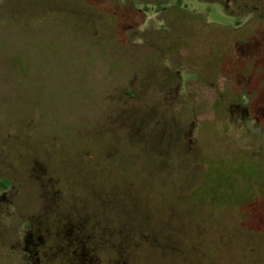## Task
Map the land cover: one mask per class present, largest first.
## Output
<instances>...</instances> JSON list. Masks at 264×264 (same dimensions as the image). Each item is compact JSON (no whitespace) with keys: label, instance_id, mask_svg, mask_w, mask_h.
Instances as JSON below:
<instances>
[{"label":"rangeland","instance_id":"rangeland-1","mask_svg":"<svg viewBox=\"0 0 264 264\" xmlns=\"http://www.w3.org/2000/svg\"><path fill=\"white\" fill-rule=\"evenodd\" d=\"M28 233L37 264H264V0H0V264Z\"/></svg>","mask_w":264,"mask_h":264},{"label":"flooded vegetation","instance_id":"flooded-vegetation-1","mask_svg":"<svg viewBox=\"0 0 264 264\" xmlns=\"http://www.w3.org/2000/svg\"><path fill=\"white\" fill-rule=\"evenodd\" d=\"M37 240L41 243L42 242V237L38 236ZM33 248L31 249V247ZM38 244L34 243L33 240V235L32 234H27V237L25 239V247L23 249L24 256L27 260V264H37V261L39 262L38 258H35V262L31 258L38 256V251L36 250ZM75 254V252L73 253Z\"/></svg>","mask_w":264,"mask_h":264}]
</instances>
